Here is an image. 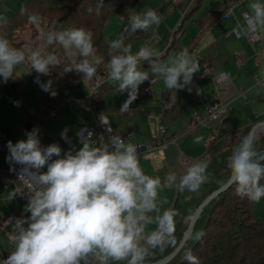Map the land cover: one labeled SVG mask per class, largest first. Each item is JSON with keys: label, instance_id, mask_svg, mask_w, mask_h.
I'll list each match as a JSON object with an SVG mask.
<instances>
[{"label": "clouds", "instance_id": "clouds-1", "mask_svg": "<svg viewBox=\"0 0 264 264\" xmlns=\"http://www.w3.org/2000/svg\"><path fill=\"white\" fill-rule=\"evenodd\" d=\"M103 5L104 0H99L97 14ZM249 8L244 23L237 24L233 34L237 38L264 39V0H252ZM88 11L91 13L92 8ZM28 19L37 23L36 14H30ZM0 23L7 21L0 17ZM128 23L132 32H147L159 26L161 16L148 8L133 12ZM41 35L47 46L59 44L67 57H76L78 53V59L61 64L54 53L45 55L43 47L25 52L14 47L6 35H0L3 83L24 63H30L31 70L37 73L34 83L51 96L56 95L53 82L42 83L39 77L48 75L54 67L63 65L65 73L75 70L89 80L102 77L98 66L104 58L96 54L90 30L53 25ZM141 61L148 63L147 70ZM106 67L105 80L116 82L121 93H128L120 111H128L139 86L151 80L149 71L173 91L191 85L194 74L200 71L198 60L187 49L162 60L161 53L147 41L134 54L123 36L109 43ZM257 86L264 88V65L257 73ZM14 103L19 106V102ZM85 131L76 133L82 147L74 152H65L56 143L42 146L38 127L26 131V139L15 144L8 141L6 159L10 165H21L19 180L28 186L24 212L30 215L15 219L8 237L12 250L6 259L0 258V264H145L152 250L173 242L176 212L162 208L159 193L165 186L175 187L181 193L199 191L208 181L210 161L189 162L183 174L171 171L162 180L144 173L137 147L120 135L113 134L107 141L101 136L97 145L92 142L93 133L87 131L85 135ZM61 138L68 141L66 130ZM201 139L196 137L194 142ZM226 167L236 195L253 203L264 199V151L257 150L251 134L244 135L233 147ZM14 197L12 194L10 198ZM151 225L155 228L149 229ZM202 235L199 233L197 238ZM185 259L188 264H199L191 252L185 254Z\"/></svg>", "mask_w": 264, "mask_h": 264}, {"label": "crops", "instance_id": "crops-1", "mask_svg": "<svg viewBox=\"0 0 264 264\" xmlns=\"http://www.w3.org/2000/svg\"><path fill=\"white\" fill-rule=\"evenodd\" d=\"M201 2L202 0H199V4ZM251 2L252 0H211V10L193 18L195 15L194 10L196 11L199 6L196 7V9L192 11L193 14H189V17L193 18V22L197 27V32L193 34L192 38H190L189 42L184 47V49H187L199 62L200 71L194 74L192 82H197L202 88L205 101L210 102L215 97H218L222 101L229 103L232 109H236L235 113L242 110L246 117L249 114L252 115L251 112L253 111L256 115V120H249L244 123V125H254L256 122L264 120V117L260 118L263 116L262 114H264V88L257 86V73L261 66L258 65L255 60V50L264 49V39L258 40L254 37V40L250 42L247 38H237V35L233 34L232 31L237 25L236 20L234 18H227L224 14L229 6L235 4L234 11L239 21H241L242 13L244 11L248 13L250 12L249 5ZM146 5L142 8L138 7V11L144 12L146 9L153 7L148 4ZM157 7L152 9L155 10ZM201 17L206 19L207 22L212 19V22L206 27L205 31L200 33L199 31L201 28L197 20ZM163 30L164 28L162 27L161 31ZM140 38L142 37L140 36ZM172 39H176V37H173ZM177 42L178 39L175 40L174 45H171L169 42V44L162 47L163 49L161 52L163 54H161V56L168 54L170 49L175 47ZM201 57H203L204 61ZM238 61L241 62L238 63ZM204 62H208L215 73L221 71L227 73L228 80L219 90L216 89L212 78L205 74ZM103 73V76L107 77V71L104 70ZM56 88L52 90L55 91ZM189 88H191V91H189ZM165 91L169 92L164 95ZM89 94H87L86 99H84V97L72 95L71 92L70 96L75 101L73 105H68L66 103L59 104L52 108V110L55 111L54 116H50L49 113L47 117H44L41 121H38L37 118L35 119V121H37L36 127L39 128V139L42 146L46 147L49 144L56 143L66 152L65 145L60 139L56 138L55 135L63 130L75 134L81 127L94 123L96 112L93 109V102H87V96ZM165 96H170L171 100H164L163 97ZM175 99L177 102L176 110L173 105ZM147 100H149V105H146L144 108L147 110H132L133 112H138L139 115L138 113L131 114L125 111H120L122 106L115 104L108 105L106 100L105 103L108 106V110L103 113L108 114L111 124L118 135H125L130 128L135 129V136L130 139V142H137L150 140L152 138V130H157L154 122L157 121V117L161 115L157 107L163 106L164 108H168V111H166L167 115H163L161 120L162 125L166 128L167 137L173 135L182 136L184 131L183 127L189 122L197 107L196 92L192 84L182 90L176 91L167 88L162 91L159 99L155 97H153V99L146 98L141 102L145 104ZM154 100L156 101L153 102ZM81 101H85L89 105L83 106ZM135 101L137 102V99H135ZM157 101L161 104H157ZM22 105L25 104H21L20 109ZM44 108L45 106H43L41 111L44 110ZM111 108L115 109L111 110ZM174 111H178L175 118L168 116ZM230 112L231 111H229V113ZM179 117L181 119L177 120ZM149 122L152 123L151 131L146 126ZM235 124H237V120H235V117L230 114L222 120L212 122L209 127L198 130L196 133L202 138V141H205V144L200 152L194 154L193 159L199 158L202 155L212 133H224L233 128ZM7 129L9 133L6 138L7 142L12 141V138H15L17 142L16 137L13 136L11 130H9L10 128ZM205 129L209 131L207 136L202 132V130ZM197 135H187L188 137L186 135L182 136L175 144L158 149L155 153H147L143 155L139 158L140 167L147 175L160 177L161 174H163V177H165L167 173L176 169L174 167L178 166L179 162L184 161V159L190 161V158L185 157L184 151H188V149L193 146L196 147L197 144H203L201 141L199 143L194 142ZM183 138L185 139L183 140ZM3 145L5 153L0 156V165L7 170L0 175V224L5 227L9 237L10 231L14 228L15 219L26 217L30 215V213L24 212L27 203L21 199L20 194L25 188L24 185L11 174L10 168L12 165H10L6 159L8 156V149L5 147L6 145L4 143ZM80 147H82V145L80 143L77 144L76 150ZM197 147L195 150L196 152L197 150L199 151V148ZM8 169L10 170L8 171ZM163 177H161L162 180ZM12 194H14L15 197L11 199L10 197ZM3 232L6 231H2L1 233ZM6 252L0 249V255Z\"/></svg>", "mask_w": 264, "mask_h": 264}, {"label": "trees", "instance_id": "trees-1", "mask_svg": "<svg viewBox=\"0 0 264 264\" xmlns=\"http://www.w3.org/2000/svg\"><path fill=\"white\" fill-rule=\"evenodd\" d=\"M142 1L104 0V5L100 8L99 14H97L99 0H26L13 15L4 19L7 23H0V31H4L6 28L8 31L9 26L13 23L15 24L18 19L20 21V18L24 15L29 16L28 14L31 12L47 18L51 27L55 25L58 28L65 29L73 27L85 28L93 33V45L96 54L104 58V63L98 66V72H103L107 68L109 43L111 42L105 34V27L110 14H119L124 19L125 25L129 26L128 17L133 12L138 11V7ZM169 5V2L165 1V3H161L157 8H163L165 13ZM36 7H43V9L36 11L34 10ZM89 8H92L91 13L88 11ZM211 20L207 22L202 17L197 20L201 28L200 33L205 31L206 27L212 22ZM14 30L11 29V31ZM180 31L181 26L176 29L175 36ZM125 36L124 41L128 44L129 41H134L140 38V36L142 37V31L137 35ZM175 40L172 39L171 45H174ZM69 77L73 82V84L71 83L72 87H75L78 82L85 79H81L75 74ZM108 82L106 79L99 86L100 90L98 87L93 93V109L98 114L108 110L103 94L108 88L106 87ZM67 85L63 84L57 90L60 93H64L65 89L71 91L68 88L69 85ZM22 86L23 80L18 73L7 83H3L2 77H0V91L5 97H11ZM168 92L165 91L164 95ZM40 98L45 103V108L41 112H34L26 105L21 106L25 116L24 125L27 131H31L36 127V118L38 121H41V118L45 117L48 109L56 107L59 104L58 101L53 102L49 92L44 91ZM146 98L153 99V96H137L135 104L144 101ZM163 98L164 100H171L170 96ZM173 105H177L176 99L173 101ZM131 107L133 105H130L129 109ZM114 109L111 108V110ZM158 111L163 116L168 111V108H164V110L158 108ZM252 126L253 124L234 126L224 133H212L202 153L203 156L199 159L210 161L207 169L208 181L197 192L185 191L181 193L176 188L174 202L170 208L176 212L174 217L173 242L163 249L152 250L145 263L157 261L176 248L183 238L190 219L199 204L210 193L229 180V170L226 167L227 157L231 154L233 147L240 142L241 138L249 133ZM236 134L238 136L234 138L233 135ZM255 140L257 150L264 151V134ZM12 141L16 143L15 138H12ZM261 183H264V180ZM232 192H234L233 196H231ZM199 233H203V235L197 238ZM188 252H191L197 258L199 264H264V224L254 213L251 202L247 198H241L236 195L234 184L204 208L194 227L193 234L180 253L169 264H188V261L185 259V254Z\"/></svg>", "mask_w": 264, "mask_h": 264}, {"label": "rangeland", "instance_id": "rangeland-1", "mask_svg": "<svg viewBox=\"0 0 264 264\" xmlns=\"http://www.w3.org/2000/svg\"><path fill=\"white\" fill-rule=\"evenodd\" d=\"M25 1L26 0H3V2L0 3V12L2 11L0 13V17L7 19L11 15H13L14 12H16L23 5ZM165 1L169 2V4L171 3V5L168 7L167 11L164 13L163 17L161 18V23L157 27V30H156L157 38L153 46L154 47L156 46L155 47L156 51L163 54L161 52L163 49L162 47L169 44V42L171 43V40L173 37H176V39H178V42L176 43L175 47L170 49L168 54L161 56L162 60H167L170 56H174L175 54H177L178 52L184 49V47L189 42L190 38H192L193 34L197 32V27L195 23L193 22V18L200 14L209 12V10H211V6H210L211 0H202L200 4H199V0H143L141 4L139 5V7L142 8L144 5L148 4V5L153 6L151 7L152 9V8L157 7L159 4L164 3ZM198 6L199 8L196 9V7ZM42 9L43 7H36L34 10L37 11V10H42ZM194 9H196V11ZM193 10L195 12V15L193 16V18H190L189 14L190 13L193 14L192 12ZM30 14H36V17H37L36 24H32L29 21L28 16L24 15L22 18H20L21 19L20 21L18 19V21H16L15 24L13 23L11 26H9L8 31H7V28L4 29V31L1 30L0 35H6L10 43L14 47L20 48L24 50L25 52H28L30 49H34L36 47H43L46 49L45 55H47L49 52L54 53L55 55L58 56L61 64H65V63L70 64L72 60L77 59L78 53L76 57H67L59 44L47 46L44 42V39L41 33L43 31H48L51 28L49 24V20L47 18L39 16L37 13L31 12ZM179 26H181V31L179 34L175 36V31ZM162 27L164 28L163 31H161ZM11 29H15V30L11 31ZM128 29H129V26L125 25L124 19L119 14L111 13L107 21L106 27H105V34L109 41H113L121 36L125 38L126 37L125 35ZM129 43L132 45V51L135 54L136 52L139 51L140 47L144 45L145 41L142 38H138L134 41H129L128 44ZM141 64L144 70H147L149 68L148 63L141 61ZM105 71H107V68H105ZM103 72L102 71L98 72V74L102 76L101 77L102 81L105 79V76H103L104 74ZM17 73L21 76L23 80V86L21 87V89L13 93L11 97H5L4 95L1 94V91H0V131H3L7 135L9 134L7 128H10L9 130H11L13 136H15L17 141H19L21 139H26V136H25L26 127L24 125L25 116H24V113L21 111L22 109H20V105L25 104L30 109H32L34 112H40L43 106H45V103L40 98L41 94L44 91L40 88V86L37 83H34V80L37 77V73L34 70H31L30 63H24L21 65H18L16 69L14 70L13 76H15ZM74 74L78 75L81 79L83 78L82 74L77 73L75 70L65 73L63 71V65H61L56 68L55 67L52 68L48 75H40L39 79L42 83H46L47 81L51 80L53 82L52 89L57 87L55 89L56 95L55 96L50 95L53 99V102L58 101L59 104H62L70 100V102H73L74 104L75 101L73 100V98H71L70 93L72 92V95L81 96V97H84V99H86V95L91 92V89L89 88V86L92 81L84 77L85 79H82L80 82L76 84L75 87H72L71 83L73 84V82L69 76L74 75ZM106 76H107V73H106ZM149 77L152 79H155V78L158 79V83L154 85L153 91L155 94L154 97L159 99L162 91L167 89L164 84V81L161 78L153 76L150 71H149ZM63 84H68L69 85L68 88L71 90V92L68 89H65L64 93L62 92L60 93L59 90L57 89ZM147 85H148V80L145 81L143 84H141L139 86V89ZM106 87L108 88L103 94H104V99L106 100V103L108 105L115 104L118 106H122L123 103L128 99V93L127 92L121 93L118 89L116 82H108ZM98 89L100 90V87ZM66 90H68V95L66 94L67 93ZM155 101L156 100H154L153 102ZM14 102H19V106H16ZM81 102L83 103V106L89 105L87 103L89 101L87 102L81 101ZM92 102H93V99H92ZM135 103L136 101L134 100L131 105H134ZM157 104H161V103H158L157 101ZM143 105L144 106L142 107V109L138 111L147 110L144 108L146 107V105H149V100H147L145 104ZM52 108L54 107H51V109H48V111L45 113V118L47 117L48 113L51 112L50 110H52ZM157 108L164 110L163 106H159ZM176 108H177V105L174 106L175 110ZM263 110H264V107H263ZM230 111L231 112L228 113L226 116L232 114V116L235 117V120H237V124H235V126H244V123L248 122L249 120L251 121L256 120V115L253 113V111L251 112L252 115L249 114L247 117L244 115V112L242 110L237 111V113H235L236 109H232L230 107ZM125 112L131 113V114L138 113L136 111L133 112L132 110H128ZM177 113L178 111H174L170 113V115L168 116H172L175 118ZM166 115L167 113L165 114V116ZM262 115L263 116L260 118L264 117V114ZM180 117L177 120H180L181 119ZM43 118L44 117H42L41 120ZM161 120H162V114L159 115L157 117V121L154 122L155 128L159 127ZM146 126L149 128L150 131L152 130L151 122H149L148 125ZM185 127H183L184 131L182 133V136L197 135V133L195 134V132L186 133ZM202 132H204L206 136L209 133V131L206 129L202 130ZM182 136H178V138L173 142V144L177 143L178 140L181 139ZM233 136L234 138H236L238 135L236 134ZM197 137H199V135H197ZM152 138H153V133H152ZM184 139L185 138H183V140ZM200 141L203 142V144L196 145V147L200 146V147H197L199 148V151L197 150L196 152L195 151L196 147L194 146L188 149V151H184L185 157L190 158V161L184 159V161L179 162L178 166L174 167L176 168L174 172H176L177 175L183 174L185 165L187 163L195 162L196 160H199L203 156L201 155L199 158L193 159L194 154L200 152V150L203 149V146L205 144V141H202V140ZM3 143L6 145L5 147L7 148V143H8L7 139H4ZM169 145H172V143L166 145L165 147ZM157 150H154L149 153H155ZM161 177L163 176H160V178ZM175 191H176L175 187H167V186H165L160 191L159 202L162 204L163 209L171 208L173 201H174V197H175ZM233 193L234 192L231 193V196H233ZM251 204H252V209L254 213L257 215V217L261 219V221L264 224V199H261L259 203L251 202ZM153 228H155V225L149 226V229H153ZM10 248H12V245L8 238L7 232L1 233L0 234V249L6 252V251H9ZM122 264H126V262H122Z\"/></svg>", "mask_w": 264, "mask_h": 264}, {"label": "built area", "instance_id": "built-area-1", "mask_svg": "<svg viewBox=\"0 0 264 264\" xmlns=\"http://www.w3.org/2000/svg\"><path fill=\"white\" fill-rule=\"evenodd\" d=\"M1 2H3V0H0V3ZM234 7H235V4L231 5L227 9L224 16L227 18H234L236 20L237 24H243L244 19H245V15L248 14V12L244 11L242 13L241 21H239L236 13L234 11ZM155 11H157L160 14L161 18L163 17V15H164L163 8H157V9H155ZM137 12H142V11H137ZM140 32L141 31H139V30L136 32H132L129 29L127 31L126 35L127 36L135 35V34L137 35ZM179 33H177V34H179ZM142 38L144 41H147L151 45H153L156 38H157L156 27H153L152 29H150L147 32L142 31ZM247 39H249L250 41H253L254 37L247 38ZM201 59L204 61L203 57H201ZM255 60H256V63L258 65H260V66L263 65L264 49H256L255 50ZM240 62L241 61H238V63H240ZM204 65H205V74L212 78V80L215 83L216 89L219 90L222 86H224L226 84V82L228 80L227 73L224 71H221L219 73H215L208 62H204ZM150 79L151 80H148L147 86L138 90V94H137L138 97L154 96L153 87H154V85H156L158 83V79L157 78H155V79L150 78ZM104 81H105V79L102 81L101 77L98 79H94V81H91V84H90L91 92L87 96L89 103H92L93 93L96 91V89L100 85L103 84ZM192 86L196 92L197 107L194 110L193 116L191 117L189 122L186 124V127H185L186 133H194V132L196 133L201 128L209 127L212 122L222 120L224 117H226V115L230 111L229 103L222 101L218 97H215L210 102L205 101L203 90L197 84V82H192ZM66 91H67L66 94L68 95V90H66ZM66 104L73 105V102H70V100H68V102H66ZM143 106H144L143 103L139 102L138 104L133 105V107H131L129 110H140ZM54 115H55V111L53 110L50 112V116H54ZM109 128L112 129L111 132L108 131ZM85 129L87 131H91L93 133L91 139H92V142L96 143V144L100 143V137L101 136H103L105 138V141H107L109 136H111L113 134H117L114 127L111 124V121H110L108 114H106V113H100V114L95 113L94 123L91 125H85V126L81 127L78 131L85 130ZM63 131H65V130H63ZM63 131L56 134L55 137L60 139V141L65 145L66 151H68L69 149H72L73 152L76 151V146H77V144L80 143L79 139L76 135V133L78 131L75 134H71L69 131L66 130V136L68 137L67 142L61 138V133ZM87 131H85V135H87ZM152 133H153L152 139L146 140V141H137V142H130V139L135 136V129H133V128H130L126 132L125 135H120V136L125 142L128 141L137 147V154H138L139 158L142 157L143 155L149 153V152H152V151L157 150V149H161L170 143L173 144V142L178 138V135H173L171 137H167L166 128L162 125V122H160L157 130H154V129L152 130ZM7 136L8 135H6L4 132H0V156H2L5 153L3 140L6 139ZM20 167H21V165H19V166L12 165L10 168L11 170L8 169V171L10 170L11 174L18 180H19L18 173H19ZM13 168H15V170H12ZM6 170H7L6 168H4L0 165V175H2L3 172ZM19 181L24 185V188H25L24 191L20 194V197L24 202L27 203L28 202V193H27L28 186L23 182V180H19ZM2 231L7 232L5 227L0 224V233ZM12 231H13V229L10 231L9 235L12 233ZM11 250H12V248L9 251H7L6 253L0 255V258L6 259L7 256L10 254ZM120 264H122V263H120Z\"/></svg>", "mask_w": 264, "mask_h": 264}, {"label": "water", "instance_id": "water-1", "mask_svg": "<svg viewBox=\"0 0 264 264\" xmlns=\"http://www.w3.org/2000/svg\"><path fill=\"white\" fill-rule=\"evenodd\" d=\"M251 134L255 139H257L258 137H260L262 134H264V120L262 121H258L256 122L250 129L249 133ZM233 184L229 183V180L224 183L222 186H220L218 189L214 190L212 193H210L197 207V209L195 210V212L193 213L190 222L188 224V227L184 233L183 238L181 239V241L179 242V244L176 246V248L169 253L168 255H166L165 257L157 260V261H153V262H147L145 264H169L170 262H172L176 256L180 253V251L183 249V247L185 246V244L187 243V241L189 240V238L191 237V235L193 234L194 231V227L199 219V217L201 216L204 208L206 206H208L215 198H217L221 193H223L224 191H226L228 188H230V186Z\"/></svg>", "mask_w": 264, "mask_h": 264}]
</instances>
